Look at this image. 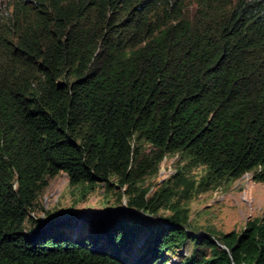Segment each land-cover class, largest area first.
Returning <instances> with one entry per match:
<instances>
[{
    "label": "trees",
    "instance_id": "obj_1",
    "mask_svg": "<svg viewBox=\"0 0 264 264\" xmlns=\"http://www.w3.org/2000/svg\"><path fill=\"white\" fill-rule=\"evenodd\" d=\"M60 174L125 205L46 217ZM247 174L264 185V0H0V264H264V213L198 234L180 203Z\"/></svg>",
    "mask_w": 264,
    "mask_h": 264
},
{
    "label": "rangeland",
    "instance_id": "obj_2",
    "mask_svg": "<svg viewBox=\"0 0 264 264\" xmlns=\"http://www.w3.org/2000/svg\"><path fill=\"white\" fill-rule=\"evenodd\" d=\"M181 165L177 156L166 158L161 163L157 176L146 180L145 186L151 187L149 196L155 192L162 181L170 179ZM202 174L203 171L200 168L188 173L195 180H198ZM118 193H120L118 189L107 192L103 187L97 186L93 192L83 196L79 188L73 189L68 186L65 174H60L49 182L40 196L39 205L47 211L44 213L46 217L48 213L67 212L88 218L112 206H124V200L121 203L117 201ZM180 203L181 207L188 210L189 224L198 234L205 231L240 232L249 219L264 213V185L254 183L247 174L228 186L223 185L206 193L193 195L188 201H180ZM158 215L166 217L171 215V212L161 209ZM37 217L41 220L42 215ZM191 249L192 246L188 245L182 254L188 255ZM168 258V264L178 261L176 256Z\"/></svg>",
    "mask_w": 264,
    "mask_h": 264
},
{
    "label": "water",
    "instance_id": "obj_3",
    "mask_svg": "<svg viewBox=\"0 0 264 264\" xmlns=\"http://www.w3.org/2000/svg\"><path fill=\"white\" fill-rule=\"evenodd\" d=\"M65 213V212H64ZM61 213L59 216H58V220H60V221H63V220H65V221H67V219H70V218H77V219H83V218H85L84 216H82V217H80L81 215H77V214H74V213Z\"/></svg>",
    "mask_w": 264,
    "mask_h": 264
},
{
    "label": "built area",
    "instance_id": "obj_4",
    "mask_svg": "<svg viewBox=\"0 0 264 264\" xmlns=\"http://www.w3.org/2000/svg\"><path fill=\"white\" fill-rule=\"evenodd\" d=\"M42 215V214H41ZM44 217V215H42V218Z\"/></svg>",
    "mask_w": 264,
    "mask_h": 264
}]
</instances>
